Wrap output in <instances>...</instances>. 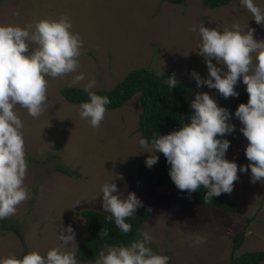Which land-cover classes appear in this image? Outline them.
<instances>
[{
    "label": "rangeland",
    "instance_id": "374dc122",
    "mask_svg": "<svg viewBox=\"0 0 264 264\" xmlns=\"http://www.w3.org/2000/svg\"><path fill=\"white\" fill-rule=\"evenodd\" d=\"M255 3L264 9V0ZM61 15L70 18L73 31L83 40L79 67L75 73L46 77L48 98L38 117L15 106L23 123L27 163L24 182L30 195L17 206L15 214L0 219V257L13 253L22 256L33 249L46 254L62 244L59 233L71 225L75 240L65 249L75 252L77 264H95L77 256L78 247L88 236L82 212L94 209L106 213L101 187L113 179L124 196L134 191L142 201L136 212L152 208L143 230L153 236V251L170 257L169 264H231L232 258L247 251L264 250V182L253 183L250 169L238 171L233 190L224 193L239 204L236 216L197 204L187 191L144 188L137 176L151 153L142 152L145 149L138 143L142 137L138 131L141 94H135L120 108H106L99 127L82 119L80 103H72L62 94L63 87H83L91 78L96 80L94 89L110 91L132 70L148 67L182 80L194 96L208 92L217 103L235 104L246 90L242 76L234 86L238 96L225 98L206 84L197 87L192 72L207 78L208 69L199 54V32L191 31V26L203 23L223 29L239 23L254 29L255 38L264 39V24H257L240 0L216 8L205 7L203 0L179 4L164 0H0V24L23 27ZM30 46L36 47L34 43ZM213 63L221 66L215 58ZM81 72L85 80L73 84V76ZM236 108L230 111L229 121L236 128L225 134L230 141L226 157L238 166L248 165V141L234 115ZM157 155L158 162L151 169L163 154ZM61 165L66 172L59 169ZM241 231L245 242L235 250L233 237ZM197 237H203V243L195 244Z\"/></svg>",
    "mask_w": 264,
    "mask_h": 264
},
{
    "label": "clouds",
    "instance_id": "9594fccd",
    "mask_svg": "<svg viewBox=\"0 0 264 264\" xmlns=\"http://www.w3.org/2000/svg\"><path fill=\"white\" fill-rule=\"evenodd\" d=\"M240 3L257 24H264V9L255 0ZM190 30L199 32V54L204 56L208 69L207 78L192 72L197 87L206 84L228 98L239 95L234 86L241 76L246 85L249 99L238 105L234 115L248 141L245 155L249 164L238 166L235 160L226 157L230 141L225 134H231L236 125L229 122V110L218 105L208 92L195 94L190 101L193 113L179 129L164 135L153 134L150 140L141 137L138 143L145 149L142 152L151 153L145 160L147 167L155 165L157 153H162L170 165L169 175L175 186L188 193L206 189L203 199L207 202L230 193L238 171L250 169L253 183L264 182V39L255 38L254 29L239 23L223 29L202 23L192 25ZM32 43L35 48L30 46ZM82 46V38L73 31L72 22L65 15L43 18L23 27L0 24V219L15 214L17 206L30 195L24 182L27 163L23 123L15 106L20 105L30 116L38 117L48 98L46 77L75 73ZM213 58L220 67L213 63ZM84 80L85 74L81 72L73 76L72 83ZM166 83L172 89L178 80L173 75L167 77ZM95 85L94 78L84 83L83 91L89 99L80 103L79 114L92 127H99L111 101L107 95L97 94ZM101 194L102 207L110 214L107 219L114 220L121 233H129L132 225L126 218L136 214L142 201L134 191L124 196L114 179L102 185ZM137 233L128 244L105 245L95 264H169L168 255L153 251V236L148 231L137 229ZM108 235L106 228L99 233L100 238ZM58 239L62 244L46 254L35 249L22 256L13 253L0 257V264H77L75 252L64 247L75 240L72 226L62 229ZM203 241V237H197L194 243Z\"/></svg>",
    "mask_w": 264,
    "mask_h": 264
},
{
    "label": "trees",
    "instance_id": "16d2710c",
    "mask_svg": "<svg viewBox=\"0 0 264 264\" xmlns=\"http://www.w3.org/2000/svg\"><path fill=\"white\" fill-rule=\"evenodd\" d=\"M172 3H182L184 0H164ZM232 0H203L205 7L216 8L228 4ZM173 76L170 73L159 72L148 67L134 69L123 78L114 89L107 91L104 88L94 89L99 95H107L111 103L106 108L116 109L122 107L135 94L140 93L142 112L139 116L138 131L142 137L151 139L153 134L161 132L169 133L179 129L183 123L187 122L193 109L190 107V101L195 98L188 84L178 79V84L172 89L166 83L167 77ZM63 96L72 103H81L88 100L83 87L65 86L62 89ZM249 99L247 91L240 94L239 101L235 104L218 105L226 107L229 112L238 107L240 103H246ZM59 169L66 172L64 166ZM170 165L167 163L164 155L160 157L159 163L155 169L142 165L137 176L138 183L144 188L167 187L178 189L169 175ZM207 190L200 188L192 193V199L199 205L213 207L224 211L230 215L239 213V204L234 202L227 195L222 193L218 197L205 202L203 197ZM152 208L145 207L136 212L132 217L126 218V222L132 225L129 233L123 234L115 226L114 220H108L110 214L102 213L94 209L83 210L82 215L85 218V229L88 231L86 240L78 247L77 256L84 262L96 261L100 251L105 245H118L120 243L128 244L138 235L137 229H143L144 223L151 217ZM4 227H7L4 225ZM106 228L109 235L100 238V231ZM15 231L18 232L16 228ZM245 242L244 231L237 232L233 237V249H238ZM152 249L153 246L151 245ZM264 250H251L240 256L232 258L231 264H263Z\"/></svg>",
    "mask_w": 264,
    "mask_h": 264
}]
</instances>
